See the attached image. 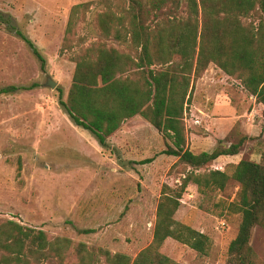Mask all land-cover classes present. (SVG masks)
I'll return each mask as SVG.
<instances>
[{"label": "rangeland", "instance_id": "1", "mask_svg": "<svg viewBox=\"0 0 264 264\" xmlns=\"http://www.w3.org/2000/svg\"><path fill=\"white\" fill-rule=\"evenodd\" d=\"M98 1L0 0V88L30 87L0 94V221L13 219L43 229L50 237H67L74 244L84 242L105 262L99 249L134 259L152 242L163 186L176 189L190 168L175 166L178 157L162 154L171 140L140 115V122L126 123L143 130L146 142L138 140L126 146V135L109 137L108 146L103 147L90 131L75 125L61 105L72 85L73 59L82 47L106 42L109 47L131 51L129 44L102 36L96 22L103 8ZM85 2L93 4L86 14L80 11L76 15L75 33L68 44L72 48H64L72 8ZM182 11L178 15L185 17ZM162 16L161 12H150L147 23L153 26ZM258 17L256 13L241 19L256 24ZM17 31L36 44L45 58L44 65ZM49 77L57 83L55 87L46 86ZM191 97L194 99L193 92ZM191 100L185 114L190 150L210 152L219 145L242 142L238 155L220 159L231 163L215 160L200 171L225 169L242 159L264 163L262 111L250 118L248 107L238 105L239 118L230 122L232 115L222 113L223 119L206 128L204 120L191 115ZM149 158L153 160L144 161ZM238 189L234 179L224 190L204 193L189 183L175 218L206 234L211 247L202 254L169 238L162 251L182 264H233L228 260V248L237 236L241 216L230 213L227 206ZM252 246L264 260L263 227L253 229ZM75 261L71 255L65 264Z\"/></svg>", "mask_w": 264, "mask_h": 264}, {"label": "trees", "instance_id": "2", "mask_svg": "<svg viewBox=\"0 0 264 264\" xmlns=\"http://www.w3.org/2000/svg\"><path fill=\"white\" fill-rule=\"evenodd\" d=\"M97 27L106 39L129 44L126 53L105 43H91L76 53L72 85L61 105L75 125L90 131L103 147L130 118L140 115L164 138L170 139L162 154L178 157L175 164L189 167L182 184L162 188L154 238L132 259L124 253L99 249L84 242L74 244L67 237H50L43 229L21 224L13 219L0 221V264H44L55 260L65 264H182L162 251L169 238L206 254L211 239L201 231L175 218L189 183L199 192L224 190L229 180L239 184L227 209L239 214L237 236L228 248L233 264H264L252 246L253 229L264 228V163L242 159L225 169H209L222 156L241 151L242 142L217 146L212 151L195 153L187 146L185 114L195 82L211 64L241 81L248 95L264 106V0H99ZM92 2L72 8L64 48L75 33L76 15L89 11ZM183 10L187 15L179 16ZM150 12H161L155 25L147 23ZM258 14V23L243 22ZM1 17V15H0ZM21 38L32 48L42 64L45 58L36 44L22 31ZM10 85L0 94L20 89ZM153 158L145 159L151 162ZM229 167V168H228ZM86 233L92 230H86Z\"/></svg>", "mask_w": 264, "mask_h": 264}, {"label": "crops", "instance_id": "3", "mask_svg": "<svg viewBox=\"0 0 264 264\" xmlns=\"http://www.w3.org/2000/svg\"><path fill=\"white\" fill-rule=\"evenodd\" d=\"M192 92L194 93V99L192 98L190 104V110L192 112L191 115L193 117H200L202 121L204 120L206 123V128L207 126L209 128H211L213 125L215 126V124L220 119H223L220 117L222 113H229V115H232L230 116V122L234 121L237 117L239 118L240 115L237 114L236 111L238 105H241L242 107H248L246 111L248 112L247 115H250V118H256V114H259L260 111H262L264 115V106L258 104L254 96L248 95L246 93L241 81L232 78L214 64H211L206 70L205 74L195 82ZM251 107H254V109H251ZM127 121L131 123L140 122L139 115L134 116ZM199 122L201 121L199 120ZM123 127V129H119L120 132L118 130L116 133L110 136V138L120 139L128 135V143L125 144L126 146H131L138 140H145V142L148 140V137L142 133L144 131L138 130L137 126H135V128L132 126L129 127L125 122ZM148 131L152 132L150 129H148ZM122 133L123 135L119 136V134ZM222 157L217 159L220 161V163H231L227 162L226 160H220Z\"/></svg>", "mask_w": 264, "mask_h": 264}, {"label": "water", "instance_id": "4", "mask_svg": "<svg viewBox=\"0 0 264 264\" xmlns=\"http://www.w3.org/2000/svg\"><path fill=\"white\" fill-rule=\"evenodd\" d=\"M57 83L55 81H53V79L51 77L48 78L47 82H46V86H50V87H55Z\"/></svg>", "mask_w": 264, "mask_h": 264}, {"label": "built area", "instance_id": "5", "mask_svg": "<svg viewBox=\"0 0 264 264\" xmlns=\"http://www.w3.org/2000/svg\"><path fill=\"white\" fill-rule=\"evenodd\" d=\"M195 122H196V123H199V120L196 119ZM221 225H222V226H225V225H226V222L222 221V222H221Z\"/></svg>", "mask_w": 264, "mask_h": 264}]
</instances>
